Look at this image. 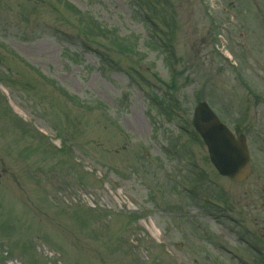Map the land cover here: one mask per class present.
I'll use <instances>...</instances> for the list:
<instances>
[{
	"label": "rangeland",
	"instance_id": "rangeland-1",
	"mask_svg": "<svg viewBox=\"0 0 264 264\" xmlns=\"http://www.w3.org/2000/svg\"><path fill=\"white\" fill-rule=\"evenodd\" d=\"M143 1L0 0V264H264V0ZM200 101L244 183L191 139Z\"/></svg>",
	"mask_w": 264,
	"mask_h": 264
},
{
	"label": "water",
	"instance_id": "water-1",
	"mask_svg": "<svg viewBox=\"0 0 264 264\" xmlns=\"http://www.w3.org/2000/svg\"><path fill=\"white\" fill-rule=\"evenodd\" d=\"M193 124L209 146L211 160L222 175L241 182L251 173L246 138H234L206 102L199 103Z\"/></svg>",
	"mask_w": 264,
	"mask_h": 264
},
{
	"label": "bare ground",
	"instance_id": "bare-ground-1",
	"mask_svg": "<svg viewBox=\"0 0 264 264\" xmlns=\"http://www.w3.org/2000/svg\"><path fill=\"white\" fill-rule=\"evenodd\" d=\"M132 124L135 127L134 130L140 133L147 128L146 124L142 120H139L138 117L133 118L132 116Z\"/></svg>",
	"mask_w": 264,
	"mask_h": 264
},
{
	"label": "trees",
	"instance_id": "trees-1",
	"mask_svg": "<svg viewBox=\"0 0 264 264\" xmlns=\"http://www.w3.org/2000/svg\"><path fill=\"white\" fill-rule=\"evenodd\" d=\"M145 3H150L151 2V0H145L144 1ZM73 7V6H72ZM82 21H84V20H82ZM93 24H96V23H93ZM93 24H91V27L90 26H86L84 29H85V31H86V33H88V30H90L91 32H93V27H92V25ZM88 29V30H87ZM103 30L102 29H98V32H102ZM108 33L109 34H111V30L110 31H108ZM116 33V32H115ZM112 35V34H111ZM119 46H122V45H119ZM125 50H127V49H125Z\"/></svg>",
	"mask_w": 264,
	"mask_h": 264
}]
</instances>
